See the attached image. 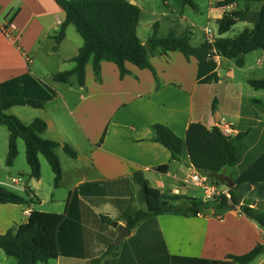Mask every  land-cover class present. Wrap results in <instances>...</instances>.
<instances>
[{"label": "crops", "instance_id": "1", "mask_svg": "<svg viewBox=\"0 0 264 264\" xmlns=\"http://www.w3.org/2000/svg\"><path fill=\"white\" fill-rule=\"evenodd\" d=\"M126 1L139 8L138 0ZM163 4L168 7V0ZM184 8L181 2L179 17L164 13L161 19L144 24L140 22L139 8L136 30L139 40L145 43L155 23L157 37H165L170 28L178 33L187 29L185 23L189 22L182 15ZM231 8L210 6L209 19L216 23ZM64 19L65 13L55 0H0V28L7 22L14 24L9 38L0 29V83L29 71L55 89L58 97L41 109H34L30 121L24 124L42 119L46 130L41 138L61 146L67 144L76 152L73 159L62 147L56 150L57 155L62 152L69 162L64 167L60 161L62 180L55 189H65L67 195L62 200L63 211L57 213L64 215L59 232L60 255L47 264H212L228 256H242L258 244L264 245V230L240 211V207L246 206L264 214V181L240 186L237 190L240 203L235 209L217 213L208 209L195 217L171 213L152 216L117 240L118 227H126L129 217L145 211L140 197L141 179L167 196L210 199L191 182L189 177L200 172L188 162V156L185 154L183 161L172 160L169 151L154 141L153 125H164L184 138L189 124L200 123L208 128L213 120L214 125L217 122L232 125L234 136L245 134L240 162L209 179L218 191L228 195L233 180L264 151V147L260 149L264 125L260 129V112L255 109L260 106V93L253 97L251 92L242 96L234 91L218 100L217 93L210 90L213 82L198 83L196 60H186L177 51L149 57L155 77L147 69L126 63L128 74L121 79L117 67L103 61L98 75L88 62L84 88L54 82L52 74L74 68L73 59L83 45L82 38L69 24L58 49L52 51L53 36ZM239 23L248 27L247 23ZM141 27L143 36L139 34ZM215 30L217 33V25ZM215 30H211L214 39L227 37L215 35ZM192 38L198 40L196 46ZM203 42L204 29L198 37L192 33L193 47ZM245 56L240 68L245 65ZM219 59L225 58H217L218 82ZM228 71L232 79V69ZM250 80H246V85L253 89ZM13 108L5 113L13 115L9 113ZM7 145L8 135L3 145L5 157ZM8 176L0 177V185L5 186ZM39 181L23 179L17 190L24 196L29 188L30 196L34 195L41 207L43 200L39 201L34 184ZM194 191H200L201 196L197 197ZM50 201L56 202L53 198ZM26 208L40 211L32 204H0V234L25 224ZM0 264H17V260L0 249ZM249 264H264V252Z\"/></svg>", "mask_w": 264, "mask_h": 264}, {"label": "trees", "instance_id": "2", "mask_svg": "<svg viewBox=\"0 0 264 264\" xmlns=\"http://www.w3.org/2000/svg\"><path fill=\"white\" fill-rule=\"evenodd\" d=\"M65 13V19L54 34L56 51L64 38L65 28L72 24L83 40L78 55L73 59L75 66L71 70L51 75L54 82L75 84L85 87V69L91 62L95 75L100 72L103 61L113 63L122 79L128 74L125 64L130 63L138 69H147L155 77V71L149 61L150 56L165 55L167 52H180L186 60L194 58L197 64L199 84L217 83V63L208 58L215 56L235 60L236 65H243L244 56L254 51L264 52V0H218L217 8H225L238 3L260 4L257 11L248 6L242 10L224 13L217 20V34H227L238 22L248 24L233 37L216 38L212 44L201 43L193 47L190 43L192 32L185 29L178 33L170 28L165 37H157V23L150 30L147 40L142 43L136 33L140 9L126 0H55ZM183 6L196 9L193 0H182ZM249 85L255 90L264 91V78L252 79ZM58 97V92L29 71L0 83V125L8 131V145L5 165L11 167L18 156L17 141L22 140L25 147V160L29 167V178L39 180L41 167L39 155L43 156L53 173V187L57 188L62 180V169L56 150L62 147L70 158H76L74 149L65 144L41 138L46 130V123L39 118L24 124L15 116L5 112L12 107H30L41 109ZM214 105H212V109ZM154 141L166 148L171 159L188 162L201 174L213 180V176L224 169L237 165L241 160L243 137L223 136L216 125L205 127L200 123H191L184 138L178 137L168 127L153 125ZM165 167L163 168V171ZM264 181V151L246 167L234 180L227 197L221 190L209 201L180 196H167L151 188L141 179V200L145 211H138L126 221V228L133 229L140 221L161 214H175L183 217H195L203 210L212 209L214 213L235 209L239 206L237 190L244 184ZM26 188L24 196L14 193L0 185V204L26 205L37 204L34 195L30 196ZM183 200L175 205V201ZM240 211L264 230V214L249 207H240ZM64 220L63 214L32 210L25 224L8 229L0 234V249L8 257L17 260V264H47L60 255L59 232ZM110 225V221L106 220ZM264 252V245H256L242 256H228L224 261L212 264H249ZM109 254V253H108Z\"/></svg>", "mask_w": 264, "mask_h": 264}, {"label": "rangeland", "instance_id": "3", "mask_svg": "<svg viewBox=\"0 0 264 264\" xmlns=\"http://www.w3.org/2000/svg\"><path fill=\"white\" fill-rule=\"evenodd\" d=\"M166 1V0H163ZM162 0H138L139 8H141L142 16L140 22L142 24L146 22H154L158 19L162 18L164 13L171 14L175 17H179V12L181 10V0H168L169 6L167 7L163 4ZM196 5V9H192L189 6H185L183 11V16L187 19L185 25L188 27L187 30L191 31L194 34V37H198L203 31V29L208 28L212 31L216 29V23L214 20L209 19L211 17L210 6H215L216 0H193ZM245 6H248L250 10L257 11L260 8V4H248L238 3L233 5L230 9L231 11L242 10ZM183 22H186L183 20ZM192 25V26H191ZM242 23H236L232 29L226 34L227 37H233L238 34L244 27ZM151 30V29H150ZM150 31L148 32L149 35ZM140 36L144 35L142 27L139 28ZM215 35H217L215 30ZM192 44L196 46L198 44V40L192 38ZM232 69V79L229 78L228 69ZM219 73V82L218 84L214 83L211 86V91L217 93V99L219 98H227L230 92L237 91L242 96H246L248 92H251L253 97L258 96L257 93H260V106H256L258 108V112L260 115V129H262L264 125V91L260 90L258 92L254 91L250 87L246 85V80L248 79H262L264 78V52L258 50L253 53H250L245 56V65L240 68L235 65V60L230 59H219L218 66ZM22 110H28L26 112ZM29 112V113H27ZM35 112L34 109L30 107H14L11 110V114H13L19 121L22 123H27L30 121V114ZM255 133V131H254ZM7 129L5 126L0 125V177L4 178L8 176L6 183L9 184L10 178L22 177L26 182L29 181V167L25 160V147L22 140L17 141L18 146V156L16 157L13 165L11 167H7L5 165V156L3 146L6 143L7 139ZM253 135V133H251ZM263 136V137H262ZM260 137V149L264 147V135ZM3 146V147H2ZM60 161L64 167L67 165L68 159L64 156L62 152L58 153ZM40 167H41V178L39 183H34L37 185V197L39 201L43 200V205L40 207L37 204H32L36 209L43 212H52V213H60L63 211L62 200L66 197L67 191L65 189H55L53 187V173L46 159L39 155L38 157ZM6 187V186H4ZM7 189L13 191L16 194H21L18 190L6 187ZM197 197L201 196L200 191H194ZM55 199L56 202L51 203L50 199Z\"/></svg>", "mask_w": 264, "mask_h": 264}, {"label": "built area", "instance_id": "4", "mask_svg": "<svg viewBox=\"0 0 264 264\" xmlns=\"http://www.w3.org/2000/svg\"><path fill=\"white\" fill-rule=\"evenodd\" d=\"M1 31L3 33V35L5 37H10L11 33L14 29V24L7 22L5 24H3L1 26ZM214 41V38L212 36L211 30L208 28L204 29V42H207L209 44H212ZM214 53L211 52L210 54H208V58L212 59L214 62L217 63V58L218 56L213 55ZM216 127L218 128L219 132L223 135V136H234V129L232 127V125L227 124L225 122H217L215 123ZM190 180L193 184H195V186H197L198 188H201L205 191V194L210 197L209 200H211L213 198V196H216L219 194L218 189L216 188V185L212 182L209 181V179L207 178V176L202 175L200 173H194L193 175H191ZM187 181V180H186ZM6 187H10L13 189H20L19 187H21L23 185V178L22 177H17V178H10L9 179V184H4ZM24 191V188L21 190ZM224 194V193H223ZM227 197H229V195L225 194ZM31 210L29 208H26L23 211V215L26 217H29Z\"/></svg>", "mask_w": 264, "mask_h": 264}, {"label": "water", "instance_id": "5", "mask_svg": "<svg viewBox=\"0 0 264 264\" xmlns=\"http://www.w3.org/2000/svg\"><path fill=\"white\" fill-rule=\"evenodd\" d=\"M214 126V122L213 120H211V122L209 123L208 127H212ZM113 226L116 227L117 226V223H113ZM118 230H119V233H118V237H117V240H121L122 238H124L126 235L129 234V230L124 227V226H119L118 227Z\"/></svg>", "mask_w": 264, "mask_h": 264}]
</instances>
